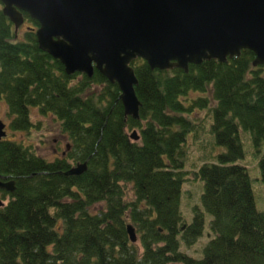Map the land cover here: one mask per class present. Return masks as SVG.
<instances>
[{
    "label": "trees",
    "instance_id": "1",
    "mask_svg": "<svg viewBox=\"0 0 264 264\" xmlns=\"http://www.w3.org/2000/svg\"><path fill=\"white\" fill-rule=\"evenodd\" d=\"M15 39L0 5V101L12 132L34 126L29 110L58 125L67 147L52 161L30 147L0 141V174L14 191L0 208V264H264V215L256 211L238 131L249 134L264 190V66L253 55L188 65L187 72L129 63L138 119L123 115L119 91L93 70L65 75L38 50L37 23ZM203 96L191 99L190 94ZM201 111L203 118L193 119ZM135 131L137 140L129 139ZM206 137L221 152L213 163L191 164L201 183L200 209L180 214L187 138ZM86 163L78 176L64 174ZM190 177V176H189ZM190 177V179L192 180ZM202 257L179 251L201 236ZM134 231L129 242L126 226Z\"/></svg>",
    "mask_w": 264,
    "mask_h": 264
},
{
    "label": "water",
    "instance_id": "2",
    "mask_svg": "<svg viewBox=\"0 0 264 264\" xmlns=\"http://www.w3.org/2000/svg\"><path fill=\"white\" fill-rule=\"evenodd\" d=\"M0 5L14 36L22 13L37 23L38 50L57 61L65 75L90 78L95 70L115 84L123 115L133 120L139 103L129 63L135 59L150 70L186 73L188 65L224 63L247 50L252 67L264 66V0H0ZM3 128L0 121V140ZM129 139L137 140L135 131ZM85 170L83 162L64 175ZM125 230L135 243L132 227Z\"/></svg>",
    "mask_w": 264,
    "mask_h": 264
},
{
    "label": "rangeland",
    "instance_id": "3",
    "mask_svg": "<svg viewBox=\"0 0 264 264\" xmlns=\"http://www.w3.org/2000/svg\"><path fill=\"white\" fill-rule=\"evenodd\" d=\"M27 27L26 24H22L15 34V39L22 40V33ZM198 93L190 94L189 98L196 99L199 98ZM206 114L208 111H201L193 115V119L198 117L203 118V124L208 125L206 122ZM30 121L34 126L39 124V127L32 128L29 133L24 132H12L8 128L9 118L7 116V109L4 102L0 101V121L5 125V134L3 138L6 141H11L18 143L24 147H30L33 153L37 156H41L47 161H52L54 158L60 157L61 153L64 151L67 141L64 136H62L58 131V125L56 122L52 121L50 118L40 117L37 115L35 109L29 110ZM130 134V133H129ZM206 131L196 140H190L187 138L186 150L188 153L187 163H185V172H191L193 168L191 164H199L201 162L213 163L212 155L221 152V148L214 146L210 139L206 136ZM238 137L241 144L242 151L244 153L243 159L239 161L240 165L246 168L247 175L250 181V187L252 191L254 206L257 212L264 215V190L260 182V175L257 168L258 155H255L250 144L249 134L241 130L238 131ZM264 144V143H263ZM192 178V174L188 173ZM187 177L185 183L181 187L180 205L179 211L183 221L188 224L192 217V209L194 207L200 209V194H201V183L197 180H192ZM204 217V225L201 236L196 240V242L185 247L180 245L179 251L186 254L194 259H200L202 257V249L206 245L209 239L208 222L209 216L206 214Z\"/></svg>",
    "mask_w": 264,
    "mask_h": 264
},
{
    "label": "flooded vegetation",
    "instance_id": "4",
    "mask_svg": "<svg viewBox=\"0 0 264 264\" xmlns=\"http://www.w3.org/2000/svg\"><path fill=\"white\" fill-rule=\"evenodd\" d=\"M1 123H2V121H1ZM3 130L5 132V125H4ZM5 136H6V134H5ZM2 140L6 141L4 139H2ZM66 147H67V145H65L64 150H65ZM63 155H64V151H63V153H61L60 156H63ZM39 157H41V156H39ZM41 158H43V157H41ZM0 184H2L3 186H6V187H3V188H0V208H2L7 203L9 196L14 191V180L11 177H9V176H5V175H1L0 174ZM10 188H11V190H10Z\"/></svg>",
    "mask_w": 264,
    "mask_h": 264
}]
</instances>
